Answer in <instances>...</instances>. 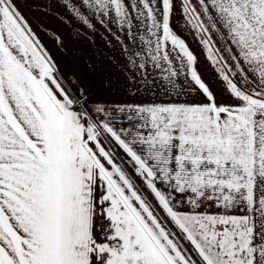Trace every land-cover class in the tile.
<instances>
[{"label":"snow or ice","instance_id":"snow-or-ice-1","mask_svg":"<svg viewBox=\"0 0 264 264\" xmlns=\"http://www.w3.org/2000/svg\"><path fill=\"white\" fill-rule=\"evenodd\" d=\"M0 264H264V0H0Z\"/></svg>","mask_w":264,"mask_h":264}]
</instances>
